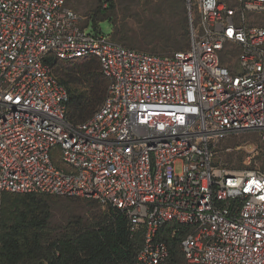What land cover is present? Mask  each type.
I'll use <instances>...</instances> for the list:
<instances>
[{"label": "built area", "instance_id": "obj_1", "mask_svg": "<svg viewBox=\"0 0 264 264\" xmlns=\"http://www.w3.org/2000/svg\"><path fill=\"white\" fill-rule=\"evenodd\" d=\"M186 2L189 48L159 56L88 32L67 0H0V195L120 210L144 229L133 264L168 258V222L191 227L190 264H264V171L214 166L232 135L257 133L264 154V0ZM49 56L99 60L108 92L87 122H68Z\"/></svg>", "mask_w": 264, "mask_h": 264}, {"label": "trees", "instance_id": "obj_2", "mask_svg": "<svg viewBox=\"0 0 264 264\" xmlns=\"http://www.w3.org/2000/svg\"><path fill=\"white\" fill-rule=\"evenodd\" d=\"M111 7L112 4L106 10ZM91 24L95 31H101L100 23ZM195 24H199L198 17ZM109 37L117 42L112 36ZM167 42L169 44L166 46L178 47L176 43L182 41ZM180 48L178 51H186L189 47ZM81 60L84 63L72 65L74 61L59 60L53 56L47 58L55 79L68 92L66 117L72 125L87 122L101 109L109 86L98 59ZM215 156L214 166L226 168V165L217 162ZM0 199V264H133L143 247L144 229L140 227L132 232L124 213L97 201L37 193H4ZM81 202L104 206L107 210L94 212L87 218V215L77 214L73 208ZM55 219L62 223L55 225ZM56 226L60 228L53 229ZM190 230L191 227L177 222H168L161 227L158 239L165 242L170 251L162 264H189L181 243Z\"/></svg>", "mask_w": 264, "mask_h": 264}, {"label": "rangeland", "instance_id": "obj_3", "mask_svg": "<svg viewBox=\"0 0 264 264\" xmlns=\"http://www.w3.org/2000/svg\"><path fill=\"white\" fill-rule=\"evenodd\" d=\"M67 4L82 18L83 26L90 23L88 32L94 31L91 23H100L101 32L122 45L165 56L172 55L182 46V49L189 47L190 23L186 0H68ZM110 4L112 7L106 10ZM167 40L182 42L176 43L178 47H169L166 46L169 44ZM81 63L84 62L76 60L72 65ZM215 155L217 162L226 165L231 172L264 171V156L257 133L228 138L217 146ZM177 173H181L180 164L177 165ZM73 208L77 214L87 215V218L94 212L107 210V207L89 202H81ZM61 223L57 219L54 221L55 225Z\"/></svg>", "mask_w": 264, "mask_h": 264}]
</instances>
